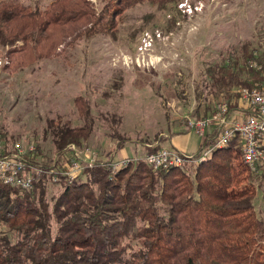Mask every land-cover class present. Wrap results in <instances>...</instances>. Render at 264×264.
<instances>
[{
    "label": "trees",
    "instance_id": "obj_1",
    "mask_svg": "<svg viewBox=\"0 0 264 264\" xmlns=\"http://www.w3.org/2000/svg\"><path fill=\"white\" fill-rule=\"evenodd\" d=\"M145 1L163 6L180 0H111L99 14L90 0H52L45 6L0 0V46L22 42L11 48L2 70L18 72L68 38L112 33L125 9ZM259 51L247 43L207 68L210 92L224 95L230 111L239 108L235 87L250 85L244 75L264 82V51ZM251 61L263 68H253ZM76 105L85 123L54 132L56 157L41 162L36 153L28 155L42 168L34 188L0 182V264H264V211L256 205L264 161L256 174L244 160L239 135L201 162L182 167L155 169L130 156L118 168L113 157L86 166L72 181L56 173L63 188L48 202L53 170L77 161L63 149L93 133L90 105L79 96ZM0 131L11 147L15 141ZM218 134L211 129L199 150L213 145ZM122 147L123 138L117 149Z\"/></svg>",
    "mask_w": 264,
    "mask_h": 264
},
{
    "label": "rangeland",
    "instance_id": "obj_2",
    "mask_svg": "<svg viewBox=\"0 0 264 264\" xmlns=\"http://www.w3.org/2000/svg\"><path fill=\"white\" fill-rule=\"evenodd\" d=\"M18 1L45 6L52 0ZM90 1L99 14L111 0ZM247 43L264 51V0H180L163 6L145 1L125 9L112 33L68 38L18 72L2 67L10 62L11 48L22 42L0 46V130L12 141L35 142L39 161L55 158L54 132L85 123L76 105L79 96L91 107L93 133L62 152L77 158L83 170L111 157L116 162L144 158L147 146L173 150L171 139L186 129L190 136L180 140L189 138L188 149L195 151L199 137L189 120L210 116L227 102L210 92L207 68ZM244 77L249 84L256 81ZM122 138L124 147L117 149ZM62 188L49 182L46 200L52 203ZM256 205L264 211L263 186Z\"/></svg>",
    "mask_w": 264,
    "mask_h": 264
},
{
    "label": "built area",
    "instance_id": "obj_3",
    "mask_svg": "<svg viewBox=\"0 0 264 264\" xmlns=\"http://www.w3.org/2000/svg\"><path fill=\"white\" fill-rule=\"evenodd\" d=\"M250 65L255 69L263 68L257 61H251ZM237 92L239 108L230 111L227 102H220L217 110L210 116L192 118L188 122V127L203 139L211 129H219L213 145L205 146L197 155L191 156L162 148L147 153L144 156L146 162L155 169L182 167L190 162L199 163L211 156L215 149L228 146L239 135L245 162L252 168H257L258 164L264 161V82L255 81L247 87L238 88ZM246 109L251 113L247 114ZM36 150L35 142L25 145L16 141L11 147L6 145L0 131V182L22 190H32L42 172L40 166L32 164L28 159V155L35 154ZM127 160L115 163L114 168L127 164ZM82 170L80 164L74 160L71 164H64L61 170H53L54 181L58 179L56 173L72 181Z\"/></svg>",
    "mask_w": 264,
    "mask_h": 264
},
{
    "label": "crops",
    "instance_id": "obj_4",
    "mask_svg": "<svg viewBox=\"0 0 264 264\" xmlns=\"http://www.w3.org/2000/svg\"><path fill=\"white\" fill-rule=\"evenodd\" d=\"M190 134H191V131H189L188 129H186V131L184 133L176 134L171 139V142H170V144L174 147V150L181 151V152H187V153H196V152L200 151L199 148H200V145L202 144V140H203V138L201 136L196 134L199 137V147H197V150H195V151L188 149V147L190 146V139L189 138L185 142H184V140H180L182 138V135H187L189 137Z\"/></svg>",
    "mask_w": 264,
    "mask_h": 264
}]
</instances>
